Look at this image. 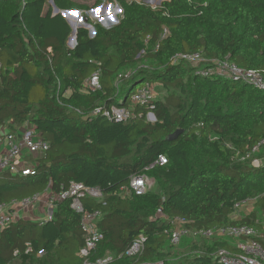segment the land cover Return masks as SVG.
Listing matches in <instances>:
<instances>
[{"label": "trees", "instance_id": "1", "mask_svg": "<svg viewBox=\"0 0 264 264\" xmlns=\"http://www.w3.org/2000/svg\"><path fill=\"white\" fill-rule=\"evenodd\" d=\"M53 2L60 9L86 8L74 0ZM119 3L118 25H96L95 37L80 27L71 48L72 27L48 0H0V128L32 127L49 145L26 156L34 174L0 172V203L61 192L72 182L103 194L82 199L85 209L101 212L103 238L88 257L81 254V213L67 197L45 224L21 218L1 229L0 264H215L214 253L237 251L236 241L185 236L177 248L170 240L176 219L189 229L262 228L264 166L255 168L252 160L264 157V145L244 157L264 138V91L197 75L196 65L174 57L202 52L206 70L227 60L264 71V0H170L159 8ZM97 70L101 87L83 90ZM128 70L135 74L128 77ZM145 84L152 91L160 84L167 93L133 106L131 95ZM112 106L134 108V115L118 122L94 114ZM161 155L166 164L157 163ZM143 174L155 179L151 190L124 189ZM247 199L255 200L254 210L233 218L234 204ZM141 234L143 249L127 255ZM106 257L111 260L98 262Z\"/></svg>", "mask_w": 264, "mask_h": 264}, {"label": "built area", "instance_id": "2", "mask_svg": "<svg viewBox=\"0 0 264 264\" xmlns=\"http://www.w3.org/2000/svg\"><path fill=\"white\" fill-rule=\"evenodd\" d=\"M130 2L136 1L149 5L152 8H159L163 2L170 0H128ZM191 1V0H189ZM99 8L101 11L99 14L95 9ZM91 9V13L94 14L96 19H93V25L89 22L90 16H86V22L90 26V29H94L91 37H95L97 30L96 25H101L104 28H111L118 25L123 16V9L119 3V0H113L108 3H100L96 8ZM89 12V11H88ZM111 12V15L109 13ZM77 13L81 14L80 9H61V14L65 17L67 14ZM69 23V22H68ZM70 24V23H69ZM71 25V24H70ZM72 27V25H71ZM79 27L82 24H76V27H72V33L69 37V44L71 48L77 45V35ZM86 28V27H85ZM74 31V33H73ZM90 35L91 32L89 31ZM168 35V29L165 27L160 37L166 38ZM149 38V36L147 37ZM175 62L190 61L196 65L195 73L200 76L215 75L221 78L231 79L233 81L248 82L253 84L259 90L264 91V71H258L255 69H247L231 63L227 60L217 62L216 69L208 70L204 69L202 62L208 61L204 58L202 52L193 53H179L174 57ZM215 72V73H214ZM101 87L100 73L95 71L85 82L84 89L96 90ZM132 105L146 104L155 100L154 94L149 84H145L139 87L131 96ZM102 113L104 116L114 119L118 122L126 121L134 115V108L112 106L110 109H103L98 107L94 110V114ZM152 116L153 122L156 121L154 113L148 114V119ZM150 120V119H149ZM151 121V120H150ZM262 145H264V138L257 142L251 150L246 154L244 159H250L257 154ZM49 145L34 128L18 129L16 133L7 130L5 127L0 128V172L7 170L12 174L30 175L36 171L31 162H29L26 156L36 157L40 152L46 151ZM159 164H166L167 158L161 155L157 161ZM252 166L259 168L264 166V157H257L252 160ZM155 184V179L146 174L134 176L130 180L128 187L124 188L134 191L136 194H144L151 190ZM46 197L44 198V195ZM67 197L72 198L71 206L74 210L81 213V228L86 233V242L81 249V254L84 257H88L91 251L96 247L97 243L103 238V233L97 227V221L100 218L101 212L99 210L89 211L85 209L82 199L90 197L97 200H102L103 194L99 187L86 186L83 183L72 182L66 190L61 192H55L52 189H48L44 193H36L32 196L23 198L21 200L13 199L9 203H0V229L8 226L13 222H17L21 218L33 219L29 216V212L36 203L43 202L44 208L42 212L48 217L36 219L41 224H45L47 221H51L54 218V211L57 203ZM254 199L241 200L234 204L232 208V217L243 216L244 210L250 204H254ZM28 213L27 216L25 214ZM247 214L244 215H248ZM239 218V217H238ZM237 219V218H235ZM261 222L262 228H257L250 224L239 225H222L214 226L211 228H195L189 229L183 226L185 219L178 218L175 221V228L170 234V240L173 245L181 243L183 237H221L229 238L236 241V250L232 251L228 248H220L214 253L215 264H264V214L258 218ZM145 236L140 235L127 250V255H136L144 247ZM31 250L29 246L27 252ZM17 253V251H16ZM111 260V257L100 259L98 262L106 263Z\"/></svg>", "mask_w": 264, "mask_h": 264}, {"label": "rangeland", "instance_id": "3", "mask_svg": "<svg viewBox=\"0 0 264 264\" xmlns=\"http://www.w3.org/2000/svg\"><path fill=\"white\" fill-rule=\"evenodd\" d=\"M74 1L78 2L79 4L86 5V8L85 9H84V7L83 8H75V10H79L80 9L81 14L77 15V13H70V14H67L65 17L64 16L63 17L72 25L73 28L76 27V24H82V27H86L91 32L90 36H92V33L94 32V29H90V26L88 25V23H85L86 22L85 17L86 16H90L89 22L93 25L92 20L96 19V18L94 16V14L91 13L90 10L93 9V8L95 9L96 6L99 5L100 3H103V2L108 3V2H111L113 0H74ZM48 6H51L52 9H53V12H54V3L51 0H48ZM94 28H95V26H94ZM67 45L70 47L69 40L67 41ZM126 74H127L128 77H131V76H133L135 74V70H128ZM155 86H156L155 87L156 90L152 91V94H154L155 99L157 97L163 99V97L167 93L166 89H164L163 86L160 85V84L159 85L155 84ZM130 100H133V98L130 97ZM149 119L151 121H153L152 120L153 118H152L151 115H150ZM26 160H28V159H26ZM28 161L30 162L31 160H28ZM45 197H46V194L44 195V198ZM42 208H44V203L43 202L36 203L32 207V209L30 210L28 217H32L34 220L43 218L44 214L42 212ZM243 210H244V213H242V215L247 214L248 212L249 213L252 212L254 210V204H250L248 207H246ZM27 215H28V213L25 214V216H27ZM262 215L263 214H260V217ZM44 217H48V216L45 215ZM180 244L174 245V246H176L177 248H180ZM183 249H187V248H183Z\"/></svg>", "mask_w": 264, "mask_h": 264}, {"label": "water", "instance_id": "4", "mask_svg": "<svg viewBox=\"0 0 264 264\" xmlns=\"http://www.w3.org/2000/svg\"><path fill=\"white\" fill-rule=\"evenodd\" d=\"M52 2H53V0H51ZM54 3V2H53ZM59 13H61V9L54 3V14H59ZM89 25V24H88ZM73 33H74V31H73ZM71 39H72V37H70ZM181 131L182 130H177L175 133H174V135H173V137L175 138V137H177L180 133H181Z\"/></svg>", "mask_w": 264, "mask_h": 264}, {"label": "snow or ice", "instance_id": "5", "mask_svg": "<svg viewBox=\"0 0 264 264\" xmlns=\"http://www.w3.org/2000/svg\"><path fill=\"white\" fill-rule=\"evenodd\" d=\"M95 11L97 12V14H99L101 10L99 8H97V9H95ZM109 15H111V12L109 13Z\"/></svg>", "mask_w": 264, "mask_h": 264}, {"label": "crops", "instance_id": "6", "mask_svg": "<svg viewBox=\"0 0 264 264\" xmlns=\"http://www.w3.org/2000/svg\"><path fill=\"white\" fill-rule=\"evenodd\" d=\"M243 216H244V215H243ZM238 217L241 218V216H235V218L239 219Z\"/></svg>", "mask_w": 264, "mask_h": 264}]
</instances>
